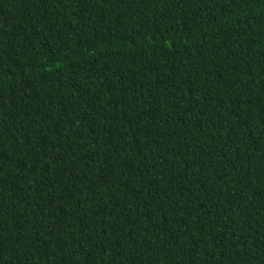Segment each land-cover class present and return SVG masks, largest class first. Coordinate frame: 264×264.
<instances>
[{
	"label": "trees",
	"instance_id": "obj_1",
	"mask_svg": "<svg viewBox=\"0 0 264 264\" xmlns=\"http://www.w3.org/2000/svg\"><path fill=\"white\" fill-rule=\"evenodd\" d=\"M0 264H264V0H0Z\"/></svg>",
	"mask_w": 264,
	"mask_h": 264
}]
</instances>
